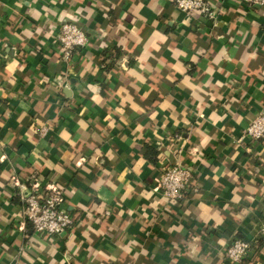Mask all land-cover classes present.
<instances>
[{"label":"crops","instance_id":"obj_1","mask_svg":"<svg viewBox=\"0 0 264 264\" xmlns=\"http://www.w3.org/2000/svg\"><path fill=\"white\" fill-rule=\"evenodd\" d=\"M209 2L213 17L172 0H0V264H264V137L244 135L264 109V12ZM62 20L87 37L66 60ZM173 161L194 184L171 202L155 184ZM33 180L62 187V233L24 219ZM234 238L250 242L239 263L223 253Z\"/></svg>","mask_w":264,"mask_h":264},{"label":"built area","instance_id":"obj_2","mask_svg":"<svg viewBox=\"0 0 264 264\" xmlns=\"http://www.w3.org/2000/svg\"><path fill=\"white\" fill-rule=\"evenodd\" d=\"M175 6L187 15L197 12L206 17H213L214 10L209 0H172ZM249 5L262 9L264 0H246ZM55 38L58 42L62 59L66 60L71 52L87 43L84 30L70 20L60 21ZM49 126L43 124L38 132L44 134ZM244 135L251 140L264 137V109L259 110L244 128ZM193 170L191 166L173 161L161 170L155 184V189L169 201L181 199L190 185H193ZM63 199L62 187L40 185L37 180L30 183V188L22 196L23 216L31 224L33 231L44 236L62 233L72 223V217L60 208ZM264 233V228H261ZM250 248V242L234 238L224 248V257L231 263H239Z\"/></svg>","mask_w":264,"mask_h":264},{"label":"trees","instance_id":"obj_3","mask_svg":"<svg viewBox=\"0 0 264 264\" xmlns=\"http://www.w3.org/2000/svg\"><path fill=\"white\" fill-rule=\"evenodd\" d=\"M106 57H110V54L108 53V55H106ZM145 149H146V155H147V157L149 158L150 161H154V160L157 159V157H156L157 156V151L155 149H153L152 147L146 146V145H145Z\"/></svg>","mask_w":264,"mask_h":264}]
</instances>
